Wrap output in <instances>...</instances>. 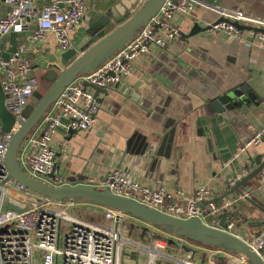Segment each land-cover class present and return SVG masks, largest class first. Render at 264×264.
<instances>
[{"label": "crops", "instance_id": "obj_1", "mask_svg": "<svg viewBox=\"0 0 264 264\" xmlns=\"http://www.w3.org/2000/svg\"><path fill=\"white\" fill-rule=\"evenodd\" d=\"M134 1L87 0L83 21L71 33L74 46H83L101 31L102 17L111 14L120 18ZM47 3L35 0L38 9ZM221 9L264 21V0H198L194 13L179 19L181 35L170 49L154 48L140 55L131 74L115 88H107V94L99 93L101 107L92 128L71 130L68 119H62L54 134V146L63 181L39 179L57 186L90 184L103 189L107 173L122 167L152 188L165 187L182 203L201 186L213 190L211 200L217 199L213 202L217 206L239 197L236 193L221 199L237 180L258 167V156L264 160V144L243 146L244 140L264 125V42L250 34V24L243 25L248 28H242L243 37L238 40L209 30L210 24L221 18ZM7 10L8 5L0 0V18ZM37 27V21L32 20L29 30L9 33L0 46L7 57L26 45L34 74L40 79L60 51L53 33L43 41L34 38ZM233 90L243 98L237 108L215 112L212 100ZM42 127L39 123L33 133H40ZM26 148H22L20 160L27 171L30 146ZM245 186L250 192L244 191V186L241 191L251 200L240 198L225 215L212 214L211 202L201 208L207 213L205 222L227 226L253 243L264 232V211L259 207L264 208V170ZM77 201L91 203L95 207L92 212L104 219V207L85 199ZM172 239L178 245L172 243L168 251L184 259L207 264L214 258L207 252L213 248L186 245L176 236ZM193 251H201L202 261L198 254L193 258ZM145 257L144 253L127 250L122 264H147ZM155 264L178 263L158 259Z\"/></svg>", "mask_w": 264, "mask_h": 264}, {"label": "built area", "instance_id": "obj_2", "mask_svg": "<svg viewBox=\"0 0 264 264\" xmlns=\"http://www.w3.org/2000/svg\"><path fill=\"white\" fill-rule=\"evenodd\" d=\"M86 1L48 0L38 9L35 0H4L8 10L0 18V41L11 32L29 30L31 21L36 20V40L43 41L49 33H53L58 50H68L74 46L71 33L83 21ZM197 5L198 0H166L158 14L128 44L99 68L79 76L66 87L41 120V132H32L24 142L27 144L23 147L25 150L30 146L27 172L36 178H50L55 183H61L63 178L55 161V132L62 125L63 118L68 119L67 126L71 130H89L101 107L94 96V89L85 85L84 81L108 89L115 88L132 73L134 61L140 55L149 54L154 48L170 49L181 35L179 19L192 15ZM247 24L251 26L249 32L254 39L264 42V21L248 17L240 11L221 9V18L210 24L209 30L238 40L245 31L240 26ZM27 50V46L22 45L6 57L0 46V81L5 92L4 104L15 116V123L8 132H2L0 121V264H122L127 250L146 254L147 264H155L158 259L178 264H200L169 252L166 239L148 244L129 237L127 228H124V234L120 233L119 226L126 223L127 215L124 213L104 208V218L115 225V228H107L78 216L77 199L55 200L34 193L25 185L8 178L5 157L9 143L19 128L20 120L25 118L24 112L33 94L39 88V79L34 74ZM260 144H264V125L243 142L245 149ZM103 186L117 195L186 219L198 217L204 220L205 211L199 204L213 198V190L201 186L193 197L186 198L187 202L182 203L173 198L165 187L152 188L122 167L111 169ZM240 198L243 197H233L222 206L211 202L209 209L212 214H223ZM6 202L25 209H9ZM231 225L234 226L233 223ZM254 249L264 257V233L256 238ZM216 255L219 258L227 257L224 264H249L244 257L222 248L211 257ZM207 264L218 263L211 261Z\"/></svg>", "mask_w": 264, "mask_h": 264}, {"label": "water", "instance_id": "obj_3", "mask_svg": "<svg viewBox=\"0 0 264 264\" xmlns=\"http://www.w3.org/2000/svg\"><path fill=\"white\" fill-rule=\"evenodd\" d=\"M165 1L135 0L122 17L117 18L111 14L106 18L102 17L101 31L93 34L92 38L83 46L78 44L68 50L60 51L57 60L48 64V70L39 79L38 90L33 94L29 105L25 109V118L20 120L19 128L13 133L9 143L5 157L8 178L25 185L29 190L39 195L55 200L66 198L89 200L104 208L124 213L141 222L153 225L176 237L185 238L211 248L225 249L239 257H244L249 264H264V257L254 249V242L246 241L239 234L227 229V226L208 224L198 217L186 219L174 216L157 208L148 207L132 198L117 195L109 188L99 189L90 184L51 185L30 175L22 166L20 152L25 140L39 125L65 88L79 76L99 68L117 51L128 44L150 19L158 14ZM84 84L94 89V96L99 101L98 95L100 92L108 93L106 87L91 84L87 81H84ZM42 89H45V91L43 92ZM240 95L238 90H233L216 97L211 102L215 112L220 113L236 109L240 101L243 100ZM4 100L5 92L0 81V121L2 132H8L15 123V116L6 109ZM256 162L258 167L237 180L230 191L221 199L237 193L244 199L251 200L247 193L241 191V187L244 186V191L250 192L251 188L245 186V183L264 170V160H261L260 156L256 158ZM216 200L200 203L199 206L204 207ZM253 203L257 205L255 202ZM7 207L17 211L25 209L11 202L7 203ZM259 207L264 211V208Z\"/></svg>", "mask_w": 264, "mask_h": 264}, {"label": "rangeland", "instance_id": "obj_4", "mask_svg": "<svg viewBox=\"0 0 264 264\" xmlns=\"http://www.w3.org/2000/svg\"><path fill=\"white\" fill-rule=\"evenodd\" d=\"M42 91L44 92L45 89H42ZM8 198H6V201H8ZM7 203V202H6ZM5 203V205H6ZM78 205H79V208H77V211H76V214L78 216H82L83 218L85 219H91L92 221H95L97 223H100L102 225H104L105 227L107 228H115V225L114 223L110 222V221H107L105 218L103 220H101V216L98 214V212H92L93 209L95 207H92L91 203H87V202H79L78 201ZM125 220H126V223L125 225L122 223L120 226H119V231L120 233L124 234V228H127L129 230V237H133L137 240H143V241H146V243L150 244V241H156L158 239H164V238H156V234H161L162 236H168V237H171V238H174L175 236L168 233V232H165L164 230L160 229V228H157L153 225H150V224H146L144 222H141L133 217H125ZM142 227H145V229H142ZM138 230H140V232H138ZM144 235L145 237H142L141 235ZM149 234L151 236H149ZM186 245H197L199 247H202V248H207L206 246H204L203 244H198V243H194L190 240H187L185 238H180ZM199 250V249H198ZM219 250V248H215L214 252H212L210 249L209 251V254L211 256V254H216V251ZM127 252V251H126ZM193 254L194 256L198 254L199 258L201 259L202 261V255H201V251H193ZM218 255H216V257L212 258L211 261L215 262V263H218V264H224L228 259L227 257H217ZM196 257V256H195ZM158 261V260H157Z\"/></svg>", "mask_w": 264, "mask_h": 264}, {"label": "trees", "instance_id": "obj_5", "mask_svg": "<svg viewBox=\"0 0 264 264\" xmlns=\"http://www.w3.org/2000/svg\"><path fill=\"white\" fill-rule=\"evenodd\" d=\"M241 27L242 28H248V27H243V26H241ZM223 214L225 215V213H223ZM226 215H230V214H227L226 213ZM219 217H223V215L222 216H219ZM142 228L145 229V227H142ZM149 236H151V235L149 234ZM156 238H164V239H166L168 241V248L171 247V244L172 243L178 245V242H176L175 239H172L171 237H168V236H162L161 234H156Z\"/></svg>", "mask_w": 264, "mask_h": 264}]
</instances>
